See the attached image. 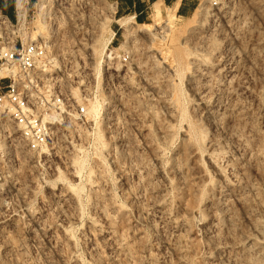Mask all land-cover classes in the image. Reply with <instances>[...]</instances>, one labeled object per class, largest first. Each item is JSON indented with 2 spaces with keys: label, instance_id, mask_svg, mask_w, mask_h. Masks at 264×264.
Masks as SVG:
<instances>
[{
  "label": "rangeland",
  "instance_id": "obj_1",
  "mask_svg": "<svg viewBox=\"0 0 264 264\" xmlns=\"http://www.w3.org/2000/svg\"><path fill=\"white\" fill-rule=\"evenodd\" d=\"M23 1L65 111L39 151L0 118V264H264V0L138 37L117 0Z\"/></svg>",
  "mask_w": 264,
  "mask_h": 264
},
{
  "label": "built area",
  "instance_id": "obj_2",
  "mask_svg": "<svg viewBox=\"0 0 264 264\" xmlns=\"http://www.w3.org/2000/svg\"><path fill=\"white\" fill-rule=\"evenodd\" d=\"M18 1L26 11L27 2ZM213 3L217 4V0ZM20 9L17 3L15 20L0 11V69L5 71L0 76V118L12 125L27 149L39 151L52 138L53 121L57 119L55 115L62 114L58 110L62 111L64 96L53 86H41L42 82L37 79L39 69L50 60L47 45L38 39L22 37L21 28L25 23L22 25ZM123 59L127 61L128 55L124 54ZM85 112V106L76 109L78 115Z\"/></svg>",
  "mask_w": 264,
  "mask_h": 264
},
{
  "label": "bare ground",
  "instance_id": "obj_3",
  "mask_svg": "<svg viewBox=\"0 0 264 264\" xmlns=\"http://www.w3.org/2000/svg\"><path fill=\"white\" fill-rule=\"evenodd\" d=\"M45 2L46 1H42L40 5L42 7H44L45 6ZM25 12H23L21 16H25ZM176 12H177V6L174 7L173 12L168 13L167 18L165 19L163 11H162V3L161 2H156L154 4V9H153V15L155 17V21L154 22L141 23L140 27H136V26H134V23H135V21L133 20L134 16H126L124 19L121 20V26H123L125 28L127 35L138 37L142 33L153 32L156 29V27L158 25H160V23H162L164 21L165 22L166 21L170 22V20L173 21V19L177 15ZM197 14H198V11L195 12V15H197ZM19 15H20V12H19ZM21 16H20V18H21V20H23L22 25H24V23H25L24 20L26 19V16L25 17H21ZM44 25H45V23H42L38 27V29L33 32V38L32 39H39L40 40L43 37V35H44V33H43ZM115 35H116V31L113 30L111 35H110V37L107 38L104 41V43H103L102 52H105V54H108L109 56L111 55V53L108 52L110 50L109 45L112 42V40L115 37ZM104 61H105V58L101 55V57L99 59V65L103 64ZM12 71L14 73H17V69H13ZM4 74H5V71L0 69V76L4 75ZM100 106L101 105H100L99 101L95 99V101L91 102V106H90V109L88 111V114L91 117H93L96 121L99 118V114H100V110H101ZM61 109H62V111H65V110H63V109H65V107L63 105H61ZM58 113H60V112H58ZM61 116L62 115H55V118L59 119ZM5 143H6L5 141H1L0 142V153L5 150V148H6Z\"/></svg>",
  "mask_w": 264,
  "mask_h": 264
},
{
  "label": "crops",
  "instance_id": "obj_4",
  "mask_svg": "<svg viewBox=\"0 0 264 264\" xmlns=\"http://www.w3.org/2000/svg\"><path fill=\"white\" fill-rule=\"evenodd\" d=\"M156 2H161L162 7L177 6V14L188 16L195 9L197 0H117L116 7L118 15L134 16L138 23L148 21ZM0 11L11 19H16L17 0H0Z\"/></svg>",
  "mask_w": 264,
  "mask_h": 264
}]
</instances>
